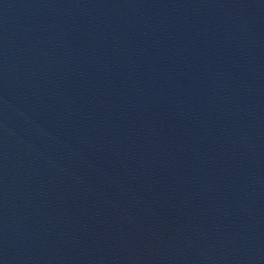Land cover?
<instances>
[{"label": "water", "instance_id": "1", "mask_svg": "<svg viewBox=\"0 0 264 264\" xmlns=\"http://www.w3.org/2000/svg\"><path fill=\"white\" fill-rule=\"evenodd\" d=\"M0 264H264V0H0Z\"/></svg>", "mask_w": 264, "mask_h": 264}]
</instances>
